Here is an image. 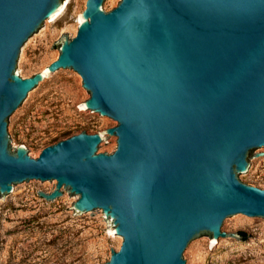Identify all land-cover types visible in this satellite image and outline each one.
<instances>
[{
  "label": "water",
  "instance_id": "1",
  "mask_svg": "<svg viewBox=\"0 0 264 264\" xmlns=\"http://www.w3.org/2000/svg\"><path fill=\"white\" fill-rule=\"evenodd\" d=\"M67 2L0 0V201L56 183L38 196L61 205L70 191L80 221L104 214L122 239L105 264H185L195 238L243 241L220 228L237 214L264 219V189L244 184L264 152V0H86L75 36L22 79L23 55ZM70 72L85 110L116 126L36 159L12 152L29 97ZM103 135L116 139L111 154Z\"/></svg>",
  "mask_w": 264,
  "mask_h": 264
},
{
  "label": "rangeland",
  "instance_id": "2",
  "mask_svg": "<svg viewBox=\"0 0 264 264\" xmlns=\"http://www.w3.org/2000/svg\"><path fill=\"white\" fill-rule=\"evenodd\" d=\"M86 0H68L63 14L40 34L22 57L19 76L29 78L59 55L63 39H72ZM49 76V75H48ZM90 97L70 72L48 80L17 114L10 132L12 152L25 146L36 159L41 150L73 135L103 133L116 125L80 105ZM101 153L111 154L116 139L103 135ZM255 152L252 175L246 185L264 189V155ZM55 184L15 188L17 194L0 201V264H105L122 239L104 214L79 220L72 210L77 196L63 191L61 205H48L38 192L50 194ZM221 232L246 233L245 240L231 236L211 242L208 236L190 241L185 264H264V219L241 214L224 219ZM251 236V237H248Z\"/></svg>",
  "mask_w": 264,
  "mask_h": 264
},
{
  "label": "bare ground",
  "instance_id": "3",
  "mask_svg": "<svg viewBox=\"0 0 264 264\" xmlns=\"http://www.w3.org/2000/svg\"><path fill=\"white\" fill-rule=\"evenodd\" d=\"M79 22L81 23V17L79 18ZM80 108H81V110H85V108L82 104L80 105Z\"/></svg>",
  "mask_w": 264,
  "mask_h": 264
},
{
  "label": "trees",
  "instance_id": "4",
  "mask_svg": "<svg viewBox=\"0 0 264 264\" xmlns=\"http://www.w3.org/2000/svg\"><path fill=\"white\" fill-rule=\"evenodd\" d=\"M240 235L242 236V238L244 240L246 236L244 234H242V233H240Z\"/></svg>",
  "mask_w": 264,
  "mask_h": 264
}]
</instances>
